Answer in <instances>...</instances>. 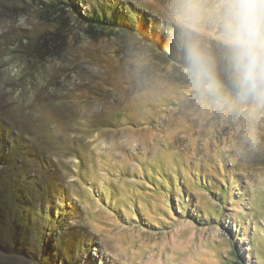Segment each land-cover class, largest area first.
I'll return each mask as SVG.
<instances>
[{"label":"rangeland","instance_id":"1","mask_svg":"<svg viewBox=\"0 0 264 264\" xmlns=\"http://www.w3.org/2000/svg\"><path fill=\"white\" fill-rule=\"evenodd\" d=\"M177 4L0 0V264H264V118L159 56Z\"/></svg>","mask_w":264,"mask_h":264},{"label":"clouds","instance_id":"2","mask_svg":"<svg viewBox=\"0 0 264 264\" xmlns=\"http://www.w3.org/2000/svg\"><path fill=\"white\" fill-rule=\"evenodd\" d=\"M172 45L193 94L264 118V0H178Z\"/></svg>","mask_w":264,"mask_h":264},{"label":"trees","instance_id":"3","mask_svg":"<svg viewBox=\"0 0 264 264\" xmlns=\"http://www.w3.org/2000/svg\"><path fill=\"white\" fill-rule=\"evenodd\" d=\"M85 25H88V26H99V27H102V24L105 22L103 21V18L102 17H96L94 15V13H91V14H88L87 17L85 16ZM108 21V20H107ZM108 22H111L112 25L114 26H122V23L120 24L119 22L115 21L114 19L112 18H109V21ZM107 22V23H108ZM110 23V24H111ZM129 25V24H128ZM130 27V26H128ZM139 31H143V30H139ZM144 32H141V34L143 35ZM154 43H155V46L158 47L159 49V53H160V57L164 58V59H167V60H173L174 62V65L176 64V62H179L181 63L180 61V58L178 57V55L176 54L174 48H173V45H172V39H167L165 41H163L162 43L153 40Z\"/></svg>","mask_w":264,"mask_h":264}]
</instances>
